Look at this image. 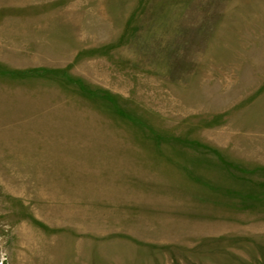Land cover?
<instances>
[{"label": "rangeland", "instance_id": "obj_1", "mask_svg": "<svg viewBox=\"0 0 264 264\" xmlns=\"http://www.w3.org/2000/svg\"><path fill=\"white\" fill-rule=\"evenodd\" d=\"M0 264H264V0H0Z\"/></svg>", "mask_w": 264, "mask_h": 264}]
</instances>
